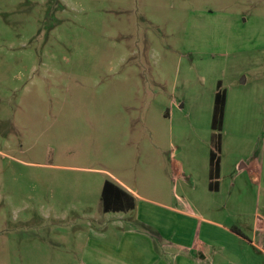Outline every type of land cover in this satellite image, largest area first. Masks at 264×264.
Segmentation results:
<instances>
[{"label": "rangeland", "instance_id": "rangeland-1", "mask_svg": "<svg viewBox=\"0 0 264 264\" xmlns=\"http://www.w3.org/2000/svg\"><path fill=\"white\" fill-rule=\"evenodd\" d=\"M219 82L224 205L203 216L249 233L264 227V0H0V264H87L106 181L181 208L172 177L204 170ZM157 206L143 217L168 219Z\"/></svg>", "mask_w": 264, "mask_h": 264}, {"label": "crops", "instance_id": "crops-1", "mask_svg": "<svg viewBox=\"0 0 264 264\" xmlns=\"http://www.w3.org/2000/svg\"><path fill=\"white\" fill-rule=\"evenodd\" d=\"M224 122L226 125V113ZM224 151V145H222V153ZM211 152L210 146L206 152L202 173L195 174L189 171V176L184 178L181 173L184 168L179 163L180 171L176 174L182 181L178 180L179 178H172L176 180L177 186L179 182H181L180 186H184V195L181 198L176 195V200L182 204L181 208L149 199L127 184L115 182V185L129 194L128 205L132 209L104 212L105 216L110 217L107 225H104L106 232L96 233L87 238L88 245L83 249V253L87 251L86 263L219 264L223 260L221 262L223 264H262L264 241L260 244L257 242L258 238L264 234L263 226L260 229L254 226L251 231H248L249 233H246L238 226L233 225L232 228L217 224L203 216V212L215 210L224 205L223 202L220 205L217 203V196L222 192L223 154L221 153L220 178L218 183L214 184L211 180ZM239 168L251 169V172L258 176V171L253 164L248 166L242 163ZM193 177L196 182L200 178V191L190 186L191 184H187L189 180L194 179ZM139 200H142V205L137 202ZM148 203L158 205V208L167 211L168 219H145L140 209ZM137 211L138 215H135ZM173 214L175 217H172ZM131 215H135L133 217L136 220H129L133 218ZM130 221L143 223L155 229L157 233L142 231L136 227L137 225L128 226Z\"/></svg>", "mask_w": 264, "mask_h": 264}, {"label": "trees", "instance_id": "trees-1", "mask_svg": "<svg viewBox=\"0 0 264 264\" xmlns=\"http://www.w3.org/2000/svg\"><path fill=\"white\" fill-rule=\"evenodd\" d=\"M227 94L222 90L221 82L215 96L214 112L212 117V152H211V180L217 184L220 178L221 153L223 145V130L225 121ZM129 194L110 181L104 183L102 191L103 211L105 213L126 211L132 209L128 205Z\"/></svg>", "mask_w": 264, "mask_h": 264}]
</instances>
